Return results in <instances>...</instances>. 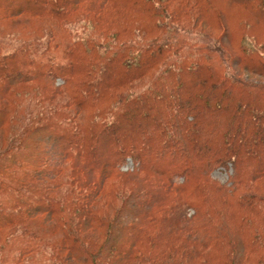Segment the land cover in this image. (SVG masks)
Returning a JSON list of instances; mask_svg holds the SVG:
<instances>
[{
  "label": "trees",
  "instance_id": "trees-1",
  "mask_svg": "<svg viewBox=\"0 0 264 264\" xmlns=\"http://www.w3.org/2000/svg\"><path fill=\"white\" fill-rule=\"evenodd\" d=\"M0 264H264V0H0Z\"/></svg>",
  "mask_w": 264,
  "mask_h": 264
},
{
  "label": "rangeland",
  "instance_id": "rangeland-1",
  "mask_svg": "<svg viewBox=\"0 0 264 264\" xmlns=\"http://www.w3.org/2000/svg\"><path fill=\"white\" fill-rule=\"evenodd\" d=\"M59 82H61V80H58L57 84H59ZM132 165L133 162L130 159H127L125 163L121 166L120 170L122 172L132 171L133 170ZM231 170H232V166L230 164L228 166H220L213 170V175L218 181L225 183L228 180ZM193 213H194V209L190 207L188 209V215L190 216Z\"/></svg>",
  "mask_w": 264,
  "mask_h": 264
}]
</instances>
